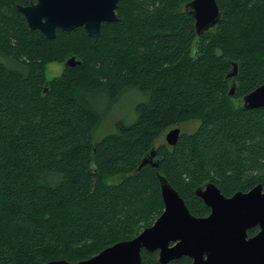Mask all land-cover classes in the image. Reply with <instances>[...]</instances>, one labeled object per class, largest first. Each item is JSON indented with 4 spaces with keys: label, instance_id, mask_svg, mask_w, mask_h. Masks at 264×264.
<instances>
[{
    "label": "trees",
    "instance_id": "obj_1",
    "mask_svg": "<svg viewBox=\"0 0 264 264\" xmlns=\"http://www.w3.org/2000/svg\"><path fill=\"white\" fill-rule=\"evenodd\" d=\"M190 1L119 0L98 37L48 38L20 11L29 0H0V264L78 262L137 236L164 210L160 174L197 217L211 211L195 193L207 182L226 196L264 185V107L233 101L264 83V0H217L221 21L201 36ZM130 92L134 116L97 139ZM153 149L158 166L139 168ZM142 258L162 264L158 251Z\"/></svg>",
    "mask_w": 264,
    "mask_h": 264
},
{
    "label": "water",
    "instance_id": "obj_2",
    "mask_svg": "<svg viewBox=\"0 0 264 264\" xmlns=\"http://www.w3.org/2000/svg\"><path fill=\"white\" fill-rule=\"evenodd\" d=\"M18 5L32 29L54 38L57 30L71 31L83 27L92 37H98L104 22L118 19L119 0H30ZM185 11L195 19L198 36L218 26L222 10L217 0H192ZM67 65H75L72 57ZM238 68L228 77L235 76ZM235 87L230 90L233 95ZM244 107H264V83L243 97ZM181 134L178 126L165 134L169 144H175ZM153 149L142 161L158 166ZM164 210L155 222L137 236L106 247L93 257L73 262L66 259L43 264H142V252L158 251L160 263L187 254L191 264H264V185L249 191L226 196L214 182L200 186L195 193L211 208L207 217L191 213L185 200L164 175H159ZM259 227L249 236L248 230ZM176 242L174 245H170Z\"/></svg>",
    "mask_w": 264,
    "mask_h": 264
},
{
    "label": "rangeland",
    "instance_id": "obj_3",
    "mask_svg": "<svg viewBox=\"0 0 264 264\" xmlns=\"http://www.w3.org/2000/svg\"><path fill=\"white\" fill-rule=\"evenodd\" d=\"M64 64L59 62H50L47 64V77L52 78L55 75H58L62 72ZM237 81L234 78H230L229 80V86L230 89L233 88V86L236 89ZM233 85V86H232ZM234 95V94H233ZM137 101L136 93L130 92L126 93L113 107H111L103 120V124L101 127L100 134L96 138H101L104 134L107 132L113 130V123L118 119H131L134 116V105ZM233 101L236 105L244 104L243 98H233ZM199 124V121H192L187 124L182 125V128L186 132H192L194 131Z\"/></svg>",
    "mask_w": 264,
    "mask_h": 264
},
{
    "label": "flooded vegetation",
    "instance_id": "obj_4",
    "mask_svg": "<svg viewBox=\"0 0 264 264\" xmlns=\"http://www.w3.org/2000/svg\"><path fill=\"white\" fill-rule=\"evenodd\" d=\"M33 1H36V0H33ZM31 1L29 0V3H30ZM209 207V206H208ZM210 208V207H209ZM211 209V208H210ZM211 212V211H210ZM208 216V215H207ZM207 216H205V217H207ZM176 242H172L170 245H174ZM159 253V252H158ZM181 257H188L189 259H190V263L189 264H191L192 262H193V258L191 257V256H189V255H187V254H184V255H182ZM181 257H178V258H175V259H179V258H181ZM175 259H172V260H170V261H173V260H175ZM170 261H168V262H166V263H162V264H167V263H169Z\"/></svg>",
    "mask_w": 264,
    "mask_h": 264
}]
</instances>
